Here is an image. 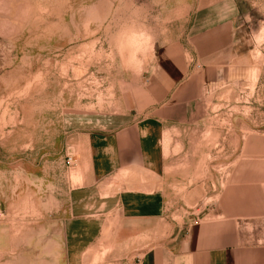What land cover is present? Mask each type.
<instances>
[{
  "label": "rangeland",
  "instance_id": "374dc122",
  "mask_svg": "<svg viewBox=\"0 0 264 264\" xmlns=\"http://www.w3.org/2000/svg\"><path fill=\"white\" fill-rule=\"evenodd\" d=\"M235 1L233 64L196 84L201 0H0V264H66L86 136L146 116L165 121L162 214L102 216L82 264H203L221 245L264 264V0Z\"/></svg>",
  "mask_w": 264,
  "mask_h": 264
},
{
  "label": "crops",
  "instance_id": "0c3cea01",
  "mask_svg": "<svg viewBox=\"0 0 264 264\" xmlns=\"http://www.w3.org/2000/svg\"><path fill=\"white\" fill-rule=\"evenodd\" d=\"M232 2L229 6L225 0H201L200 16L189 30L204 62L193 79L196 84L223 81L225 65L233 64L231 52L239 46L241 16L239 3ZM196 84L191 88L184 84L173 92H196ZM159 108L163 112L176 110L173 105ZM164 122L157 116L129 118L108 132L86 136L76 161L80 184L69 192V213L63 224L66 264H82L85 252L101 235L102 216L117 214L130 221L161 216ZM201 255L203 264H255L254 256L241 246L212 247Z\"/></svg>",
  "mask_w": 264,
  "mask_h": 264
},
{
  "label": "built area",
  "instance_id": "2783aa9c",
  "mask_svg": "<svg viewBox=\"0 0 264 264\" xmlns=\"http://www.w3.org/2000/svg\"><path fill=\"white\" fill-rule=\"evenodd\" d=\"M66 163H67V165H70V166L73 165L74 160H73L72 156H67Z\"/></svg>",
  "mask_w": 264,
  "mask_h": 264
}]
</instances>
